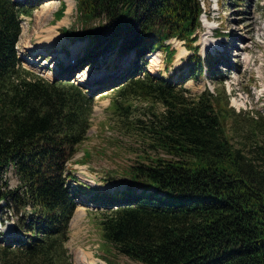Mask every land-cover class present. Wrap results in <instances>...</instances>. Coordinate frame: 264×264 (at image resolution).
<instances>
[{
  "label": "trees",
  "instance_id": "1",
  "mask_svg": "<svg viewBox=\"0 0 264 264\" xmlns=\"http://www.w3.org/2000/svg\"><path fill=\"white\" fill-rule=\"evenodd\" d=\"M44 1L0 0V222L9 210L19 234L0 246V264H74L65 244L76 197L87 191L105 210L103 240L140 264H264V114L236 112L218 90L189 93L184 84L203 68L212 76L211 54L195 52L188 76L175 79L146 67L156 50L169 62L171 38L196 51L201 0H75V23L61 31L88 42L54 79L22 66L16 48L22 16ZM110 50L95 85L73 80ZM106 88L115 91L109 109L137 131L118 133L145 147L119 175L105 173L125 182L113 191L68 169L87 138L94 96ZM9 169L14 188L3 178Z\"/></svg>",
  "mask_w": 264,
  "mask_h": 264
},
{
  "label": "rangeland",
  "instance_id": "2",
  "mask_svg": "<svg viewBox=\"0 0 264 264\" xmlns=\"http://www.w3.org/2000/svg\"><path fill=\"white\" fill-rule=\"evenodd\" d=\"M63 1L65 10L59 19L53 15L60 5L59 0H45L31 16H22L21 33L16 44L22 66L47 79H54L61 73L63 61L59 59L60 54L65 55L64 61H71L88 42L87 39H69L61 31L76 20L75 0ZM243 2V6H238L233 0H201V27L192 44L196 51L188 48L183 40L171 38L166 41L173 49L169 62L164 50L153 51L150 55L156 56L158 62L145 55L148 70L166 78L188 76L189 67L194 64V60L189 58L195 52L201 58L211 54L217 61L212 76L207 75L203 68L200 77H192L184 84L189 93L196 95L205 88L218 90L228 97L229 106L236 112L244 111L247 116L264 114V0ZM112 56L113 51L110 50L93 64H85L81 71L73 74V80L84 88L91 87L98 72L111 65ZM114 97L115 91L108 88L94 96L87 138L68 164L76 181L108 191L124 188L125 182H120L121 178L107 181L105 173L113 177L119 175L116 172L136 161L137 155L145 149L137 139L118 133L137 131L128 118L120 117L109 109V102ZM135 104L136 116H142L144 103L139 105L135 101ZM155 108L157 111L162 109L159 104ZM124 120L128 121L123 123ZM84 151L88 152V158L83 156ZM3 178L9 187L16 186L17 179L11 169ZM69 184L75 186L76 183L70 178ZM87 193L77 195V207L69 223V238L65 246L71 261L74 264H107L106 261L111 264H140L117 253L103 240L99 218L105 210L102 206H95L89 198L90 192ZM4 204L0 201V212L6 210ZM7 213L9 218L2 213L4 222H0V246H5L6 238L19 235L13 228V215L9 210Z\"/></svg>",
  "mask_w": 264,
  "mask_h": 264
},
{
  "label": "bare ground",
  "instance_id": "3",
  "mask_svg": "<svg viewBox=\"0 0 264 264\" xmlns=\"http://www.w3.org/2000/svg\"><path fill=\"white\" fill-rule=\"evenodd\" d=\"M150 54H151V53H150ZM150 54L148 55V57L151 58L152 60H154L155 62H158V61H157V57L154 56V55H150ZM59 59L62 60V61H64V59H65V55H64V54H60V55H59Z\"/></svg>",
  "mask_w": 264,
  "mask_h": 264
}]
</instances>
